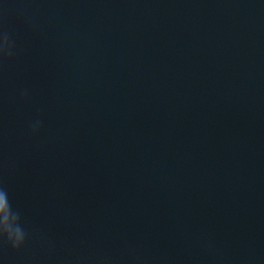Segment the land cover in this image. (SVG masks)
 Listing matches in <instances>:
<instances>
[{
    "label": "water",
    "instance_id": "obj_1",
    "mask_svg": "<svg viewBox=\"0 0 264 264\" xmlns=\"http://www.w3.org/2000/svg\"><path fill=\"white\" fill-rule=\"evenodd\" d=\"M0 49V264H264V0H0Z\"/></svg>",
    "mask_w": 264,
    "mask_h": 264
},
{
    "label": "clouds",
    "instance_id": "obj_2",
    "mask_svg": "<svg viewBox=\"0 0 264 264\" xmlns=\"http://www.w3.org/2000/svg\"><path fill=\"white\" fill-rule=\"evenodd\" d=\"M4 43L8 42L7 36L4 37ZM2 51V49H0ZM0 212H4L7 214L8 212L14 213V218L16 220H20V216L18 212H13L11 205L8 200V194L6 190L3 188H0ZM0 237H5L9 243L12 244L14 248L21 247L26 239V233L20 226V223L15 227V229H12L9 226H5L4 228H0Z\"/></svg>",
    "mask_w": 264,
    "mask_h": 264
}]
</instances>
